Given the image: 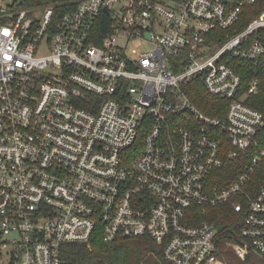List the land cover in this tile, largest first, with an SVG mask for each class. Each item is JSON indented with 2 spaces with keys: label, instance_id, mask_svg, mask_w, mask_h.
I'll return each instance as SVG.
<instances>
[{
  "label": "built area",
  "instance_id": "obj_1",
  "mask_svg": "<svg viewBox=\"0 0 264 264\" xmlns=\"http://www.w3.org/2000/svg\"><path fill=\"white\" fill-rule=\"evenodd\" d=\"M263 4L0 0V264H67L64 244L94 236L227 264L207 218L226 203L232 248L264 260ZM199 81L214 115L188 94Z\"/></svg>",
  "mask_w": 264,
  "mask_h": 264
},
{
  "label": "trees",
  "instance_id": "obj_2",
  "mask_svg": "<svg viewBox=\"0 0 264 264\" xmlns=\"http://www.w3.org/2000/svg\"><path fill=\"white\" fill-rule=\"evenodd\" d=\"M263 9L264 4L257 5L251 17ZM249 19L250 17L247 18V21ZM104 20L108 25L110 20L108 15L104 16ZM100 29L102 32L106 30L101 21ZM257 74L264 82V70L259 69ZM188 94L197 106L208 114L214 115L211 112V105L222 101L221 98L211 94L202 81L194 82ZM253 105L264 112V88ZM240 170L239 163L234 162L232 167L222 171L228 175L224 183L232 182ZM207 218L215 222L221 231V245L228 242H241L239 232L243 217L230 204L226 203L209 208ZM62 255L67 264H170L164 259L162 246L147 236L120 238L112 242H105L101 236H94L90 244H64ZM223 258L227 264H264V260L254 252L251 251L245 259H241L230 247L223 250Z\"/></svg>",
  "mask_w": 264,
  "mask_h": 264
},
{
  "label": "rangeland",
  "instance_id": "obj_3",
  "mask_svg": "<svg viewBox=\"0 0 264 264\" xmlns=\"http://www.w3.org/2000/svg\"><path fill=\"white\" fill-rule=\"evenodd\" d=\"M132 46L135 47V48H138L139 50H142V49H146L148 47H152V44L150 42L146 41V40L138 39V40H135L132 43ZM227 247L232 248L233 247V242H228L225 245L224 244L221 245L222 250L226 249Z\"/></svg>",
  "mask_w": 264,
  "mask_h": 264
}]
</instances>
